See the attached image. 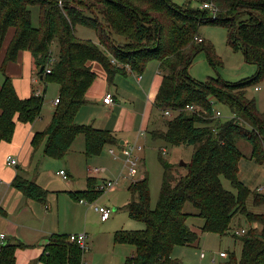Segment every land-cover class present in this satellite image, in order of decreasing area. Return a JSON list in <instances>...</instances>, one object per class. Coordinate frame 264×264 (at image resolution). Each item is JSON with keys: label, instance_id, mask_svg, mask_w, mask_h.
I'll return each mask as SVG.
<instances>
[{"label": "trees", "instance_id": "obj_1", "mask_svg": "<svg viewBox=\"0 0 264 264\" xmlns=\"http://www.w3.org/2000/svg\"><path fill=\"white\" fill-rule=\"evenodd\" d=\"M204 4L217 8L216 17ZM33 7L39 9L38 26L32 21ZM78 25L95 30L99 43L77 37ZM212 25L227 29L228 44L243 52L244 60L256 68L255 75L237 83L220 77L201 82L190 75L201 52L212 68L223 65L215 46L201 38L200 28ZM10 30L14 35L1 69L0 144L12 142L18 123L33 124L43 113L45 97L20 98L6 74L7 65L27 51L35 58L45 84L60 87V102L48 128L32 139L33 152L41 149L50 159H64L81 135L86 139L88 158L118 144L112 131L75 122L97 77L94 62L103 66L110 81L126 67L139 76L153 61L160 64L163 81L154 107L163 117L170 110L174 115L166 119V131L153 136L172 147H193L195 152L186 167L174 165L159 153L164 172L154 209L147 176L130 186L138 200L128 204L127 210L145 228L116 232L115 244L135 247L126 264H179L173 259L174 250L199 241L188 224L187 203L198 211L202 233L231 235L242 241L240 257L226 252L228 258L220 264H264V212L247 207L250 198L253 208L264 207V191L252 190L239 179L244 155L238 148L239 142H247L251 158L264 164V111L256 99L248 98L249 89L264 82V0H186L183 4L174 0H0V51ZM54 43L59 51L50 64ZM217 105L227 107L233 117L215 118ZM190 106L196 110L189 111ZM221 178L232 183L234 192L224 189ZM88 183L87 190L70 192L71 198L97 201L102 193L94 180ZM12 185L29 199L47 201L49 192L25 177L18 175ZM236 217L244 218L249 226L234 230ZM24 247L17 240L3 243L0 264H17L16 253ZM83 256L84 250L70 242V235L54 234L40 261L82 264Z\"/></svg>", "mask_w": 264, "mask_h": 264}, {"label": "crops", "instance_id": "obj_2", "mask_svg": "<svg viewBox=\"0 0 264 264\" xmlns=\"http://www.w3.org/2000/svg\"><path fill=\"white\" fill-rule=\"evenodd\" d=\"M13 35L14 31L10 30L6 36L7 38L4 42V46L0 51V89L4 80L1 69ZM94 42L99 43V38ZM92 68L97 77L95 83L87 92L88 102L80 108L81 110L77 114L75 122L79 125H91L95 129L97 128L103 131H112L116 138H118V144L105 148L100 156L88 158L85 154L86 139L84 136L77 138L67 153L66 159L64 158L60 161L59 165L62 168L57 172L51 171L47 174L48 177L50 175L53 178V181H49L44 176L42 170L43 164L46 163V156L43 155L41 149L37 150V152H33L32 139L35 134L44 132L48 128L52 116L56 111L55 101L59 99V92H55L52 87V92H48L50 87L45 84L43 77L40 76V70L36 64L35 58L30 52H20L17 61L10 62L7 65L6 74L13 81L17 96L22 99L31 98L33 95L36 96V94L45 97L41 117L33 124L18 123L16 133L11 140L12 142L0 144V236H5L4 241L0 238V247L3 243L13 240H17L23 244L25 247L19 249L16 253L17 264H44L40 261V257L44 253L45 248L49 245V238L54 234L69 236L72 234L77 235L85 233L87 235V241L90 240L91 254L89 257H85L83 262L90 264H115L117 259L116 253L119 249L117 247L118 245L114 242V236L116 232L120 231L118 227L120 216H117L118 218H115L114 222L109 223L115 214L113 210V214L108 221L101 220L102 225L110 224L109 228L104 232L98 231V228H94L95 226L93 227L92 223L88 222L89 216L94 214V209L91 204L86 200L77 202L71 198L69 193L87 190L89 179L94 180L93 185L97 188L100 184H103L105 180L112 179V177L119 173L121 168L118 167V164L120 165V163L123 162V151L129 145H142L141 142H143L144 146L142 145L143 153L141 154V159L145 161L144 151L145 145L148 142V137L146 136L149 134L148 128H146L145 125L149 126V123H153L154 116L152 112L156 108L154 107V103L159 93L158 90L162 84L163 77L158 62L156 64H154V62L153 64L151 63L145 72L139 76L133 73L129 67H126V70L116 74L112 81L107 79V72L101 64L94 62ZM262 84H264V82ZM260 90L262 89L258 87L255 88L256 93H258V91L260 92ZM110 94L113 95L114 103L107 105L104 103V99ZM252 98L256 99L255 96ZM259 103L262 104L261 107ZM257 104H259L260 110L264 109L263 95L259 98ZM166 123L165 121L164 129L155 131L165 132L167 127ZM153 124L154 126H158V122H154ZM141 131L143 132L140 136ZM155 131L150 133V137H152L154 141L157 140L153 137ZM82 146L84 148H82ZM111 149L119 154L121 157L120 160L114 159L112 153H110ZM162 150L166 149L163 148ZM9 157L17 161L16 166L8 164ZM90 166L103 168L104 171L97 175L89 174L88 168H90ZM61 171L66 172L68 179L65 180L60 175ZM18 175L25 177L47 190L49 192L47 198H51V200L48 202L47 199L46 203H43L23 196V194L12 185V182ZM57 175L62 177V180L65 182L64 184L56 177ZM143 175L144 177L146 176V174ZM76 176L79 177L78 180L75 179ZM117 189L118 188H116L115 193L122 191L121 189ZM128 190L133 197L130 186ZM60 193L67 194L65 196H69V199H71L76 206L86 207L85 223L77 226L78 229L76 231L72 230V233L69 234L63 233L64 229L62 227L61 215L59 214L58 208ZM100 196H102V194ZM132 200L131 198L130 201L124 202L123 208L127 209L128 204H130ZM120 209L121 208H117L116 211ZM83 214L82 212V215ZM188 224L200 238V234H203L201 230L203 224L202 227L196 226L193 223L190 224L189 219ZM89 231L93 232V235H90ZM107 237L113 242V247L109 246ZM98 240L102 242V246L99 248L97 247L100 243ZM104 244H106V246H104ZM123 246L128 247L127 245ZM192 247L200 249V240ZM100 252H102V258H99ZM221 252L228 251L224 250ZM134 253V250L130 251L127 260L129 257H133ZM206 257L207 256H204V258H202L201 256V259L204 260ZM173 259H177L179 264H184L183 259L180 257L176 258L174 254ZM214 261L216 260L214 259Z\"/></svg>", "mask_w": 264, "mask_h": 264}, {"label": "rangeland", "instance_id": "obj_3", "mask_svg": "<svg viewBox=\"0 0 264 264\" xmlns=\"http://www.w3.org/2000/svg\"><path fill=\"white\" fill-rule=\"evenodd\" d=\"M177 3H184L186 0H174ZM38 15H39V9L37 7H33L32 9V21L34 22L35 26H38ZM200 34L201 38L205 39L207 42L211 43L213 46H215V52L223 61V65L219 66L218 68L214 69L210 66L209 62L207 61V56L205 52H201L198 57L195 59V63L190 69V75L196 79L197 81L205 82L209 78H222L225 81H229L231 83H237L244 78L251 77L255 75L256 68L246 62L244 60V54L243 52H236L233 50V48L228 44V36L229 33L227 29L219 26H202L200 28ZM75 35L77 37L82 38L83 40H89V41H96L99 36L95 30H91L87 27L78 25V27L75 30ZM52 50H54L53 59L54 61L57 60V54H58V46L57 43H54L52 46ZM154 64H156V61H153ZM153 64V63H152ZM50 87V91L53 88L55 92L60 91V87L58 84L50 83L48 85ZM52 87V88H51ZM260 92H255L254 88L249 89L248 92V98H252L253 96L256 97V100L259 101V98L261 96H264V84H261L258 86ZM50 99V98H49ZM260 104V103H259ZM262 104H260V107ZM259 107V108H260ZM217 111L220 110L224 116V118H228L229 116H232L230 113V110L222 105H217ZM261 111H264L262 109ZM153 123L158 122V126H154L153 123H149V126L145 125L146 128H148L149 134L146 136L147 144L145 145V161L140 160L139 163V173L137 175L131 176L128 175V168L124 167V163L118 164V167H120V171L117 175L112 177V179L109 180H116L119 176H122L124 174L125 176L120 179V183L117 186V190L121 189L122 191L119 193H115L116 190L113 191H105L102 196L99 197L98 201L95 203H89L93 207L94 211L95 207H109L112 209V211H115V214L109 221V223L114 222L115 218H118L117 216H120L118 220V227L120 231H137V230H143L145 228L144 225L139 224L136 221H133L130 218V213L126 208H123V203L128 202L133 199L132 201H137L138 198L135 196H131L129 193L128 187L133 184V181L139 179L140 177L144 176L143 174H146V176L149 179L150 182V196L152 197V203L151 207L154 209L157 205L159 193L162 186V177H163V166H161V163L159 161V153L162 151L163 154H165V158L172 162L174 165H179L183 162L186 165L191 161L192 156L195 152L193 147H172L167 145L162 140H156L154 141L152 137H150V133L155 130H161L165 127V121L164 119H168L169 117H162L160 111L158 109L153 110ZM151 113V115H152ZM163 118V121H162ZM170 119V118H169ZM167 124V123H166ZM156 133V131L154 132ZM153 133V134H154ZM83 137V135L79 136ZM78 137V138H79ZM154 137V136H153ZM155 138V137H154ZM158 138V137H156ZM141 144L144 146V143L141 142ZM78 148V147H77ZM82 148H84L82 146ZM166 149L167 152H164L162 149ZM238 148L241 149L244 158L240 161L239 166V179L241 182L249 187L252 190H255L257 188H264V164H257L252 158L251 153L252 149L250 148V145L247 142H239ZM143 153V149L140 152V156ZM143 154V155H144ZM67 157V156H66ZM87 157V156H86ZM66 159V158H65ZM62 160L57 159H50L46 157V163L43 164L42 170L44 176L49 180L53 181V178L47 174L49 172H57L62 168L59 163ZM144 162V165H143ZM182 167V166H181ZM100 167H91L88 168L89 174L90 169H97ZM103 169V168H100ZM56 174V173H55ZM63 184L65 183L62 180L61 176H56ZM76 180L79 179L78 176L75 177ZM223 187L228 192H234V188L232 186V183L228 181L227 179L221 178ZM108 180V181H109ZM122 180V181H121ZM71 181V180H70ZM86 182V181H85ZM125 184V185H123ZM100 184L99 186H101ZM98 186V188H99ZM120 186V187H119ZM263 192V191H261ZM67 194L60 193L59 196V214L61 215V222L62 227L64 229L63 233L69 234L72 233L71 231H76L78 228L77 226L82 225L86 221V207H80L76 206L74 202L69 199L70 197H66ZM48 202L51 200V198H47ZM247 207L251 211H255L257 213L264 212V207L262 208H253L252 205V198H250L247 201ZM117 208H121L120 210L116 211ZM185 212L188 214H191V217L189 218L190 224H194L196 226L202 227L203 221L198 217V211L194 209V207L187 203V205L184 208ZM89 216L88 222L92 223L94 228H98V231L104 232L107 228H109L110 224L102 225L101 221V214L97 212ZM82 212L84 213L82 215ZM106 226V227H105ZM249 226L248 223L245 222V219L240 217V221L238 217H236L233 220V228L234 230H241V228H247ZM90 235H93V232L89 231ZM89 235V236H90ZM108 238V237H107ZM102 239V238H99ZM200 249L196 247H177L174 250L175 257H180L183 259L184 264H220L221 262H224L226 259L220 258V252L227 250L228 252H235L237 253L238 257L241 255V250L243 243L240 239L234 238L231 235L221 237L220 235H215L211 233H203L200 234ZM100 242V240H98ZM86 239L87 247L84 251V257H89L90 250H91V244ZM109 246L113 247V242L110 241L108 238ZM102 242L97 245V247H101ZM106 246V244H104ZM118 252L116 253V261L115 264H126V260L128 257V254L130 251L134 250L135 247L129 245L128 247L123 245H118ZM202 254H205L207 256L204 260L201 259ZM102 258V252H100L99 258ZM216 260V262H212L213 260ZM177 260V259H176Z\"/></svg>", "mask_w": 264, "mask_h": 264}, {"label": "built area", "instance_id": "obj_4", "mask_svg": "<svg viewBox=\"0 0 264 264\" xmlns=\"http://www.w3.org/2000/svg\"><path fill=\"white\" fill-rule=\"evenodd\" d=\"M61 4L62 3H60V5ZM203 8L206 9V10L212 11L213 16L216 17L215 15L217 14L218 10L213 4H204ZM198 40L202 41L201 38L198 39ZM52 57L50 58V64H52L54 62V59ZM112 63L118 64L114 59L112 60ZM51 71H52L51 68L48 69L47 70V74H50ZM139 78H141V77H139ZM36 95H39V94H36ZM59 102H60V100L57 99L55 101V104L57 105ZM104 103L107 104V105L113 104L114 103L113 95L112 94L107 95L106 98L104 99ZM188 110L191 111V112H194L196 110V108H195V106H190V107H188ZM164 115L166 117L170 118L174 114L170 110V111H166L164 113ZM230 117H233V115L230 116ZM215 118H224V116H223V114H222V112L220 110H218V111L216 110ZM142 132L143 131L140 132V136L142 135ZM142 149H143L142 145L133 144V145L127 146L126 149L123 151L124 157L122 158V161L124 163V167L128 168V175L134 176V175H137L139 173V167L138 166H139V163H140V160H141V156L139 154H140ZM163 151L167 152L166 150H163ZM110 153H112L114 159H116V160H120L121 159L119 154L116 153L113 149H111ZM8 164L16 166L17 165V161L14 158L9 157L8 158ZM103 171H104V169H100V168L90 169V174L97 175V174H100ZM60 175L63 176V178L65 180L68 179V176H67L65 171H61ZM124 176L125 175L122 174V176H119L116 180H112V181L111 180L110 181L105 180L103 182V184L101 186H99L98 191H100L103 194L105 191L116 190L120 179L122 177H124ZM143 177L144 176H142L139 179L133 181V184L138 183V181L142 180ZM258 191L259 192L264 191V188H260V189H258ZM95 210H96L97 213L101 214V220L102 221H108L111 218L112 214H113L112 210L107 208V207H99L98 206V207H95ZM0 238L2 239V241H4L5 236L1 235ZM86 239H87V235L85 233L84 234H77V235H75V234L70 235V242L78 243L84 251L86 250V247H87ZM219 254H220V258H222V259H227L228 258V254H226V252H220ZM204 256H205V254L202 255V258H204ZM213 262L215 263L216 261L213 260ZM82 264H90V263L83 262Z\"/></svg>", "mask_w": 264, "mask_h": 264}, {"label": "water", "instance_id": "obj_5", "mask_svg": "<svg viewBox=\"0 0 264 264\" xmlns=\"http://www.w3.org/2000/svg\"><path fill=\"white\" fill-rule=\"evenodd\" d=\"M180 166H182V167H186V164L183 163V162H181V163H180Z\"/></svg>", "mask_w": 264, "mask_h": 264}]
</instances>
